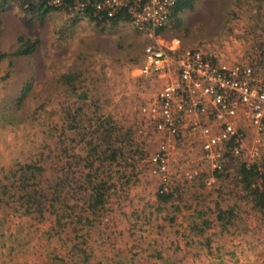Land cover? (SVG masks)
I'll return each mask as SVG.
<instances>
[{
    "label": "rangeland",
    "instance_id": "obj_1",
    "mask_svg": "<svg viewBox=\"0 0 264 264\" xmlns=\"http://www.w3.org/2000/svg\"><path fill=\"white\" fill-rule=\"evenodd\" d=\"M1 2L0 264H249L217 228L210 237L192 233L180 251L179 236L163 231L178 207L192 212L210 196L221 201L224 221L237 222L238 209L242 219L264 218L239 182L240 164L258 147L246 121L239 122L242 156L222 145L208 159L182 117L173 134L141 112L169 81L139 77L149 35L68 6L27 14L20 0ZM19 38L35 44L32 53L14 55ZM156 40L205 48L220 66L252 65L264 84V0H195L169 17ZM160 141L168 144V193L145 167ZM96 185L104 203L92 206ZM161 194L169 206L158 203ZM257 252L250 264H264V247Z\"/></svg>",
    "mask_w": 264,
    "mask_h": 264
},
{
    "label": "built area",
    "instance_id": "obj_2",
    "mask_svg": "<svg viewBox=\"0 0 264 264\" xmlns=\"http://www.w3.org/2000/svg\"><path fill=\"white\" fill-rule=\"evenodd\" d=\"M45 1L53 8L68 6L82 18L108 20L125 13L133 29L152 39L143 48L139 77L151 81L169 78L141 112L150 116L157 130L173 134L179 132L176 118L182 117L189 132L200 138V148L208 159L222 145L228 146L232 156H242L246 147L239 122L245 120L254 130L258 147L250 151L251 162L244 163L257 165L259 146L264 143V84L260 86L252 65L220 66L205 48H180L176 43L157 41L156 31L166 25L177 0ZM167 153L168 144L160 141L158 150L145 160V167L164 182L160 189L164 193L169 192ZM213 168L221 170L222 165L216 162Z\"/></svg>",
    "mask_w": 264,
    "mask_h": 264
},
{
    "label": "crops",
    "instance_id": "obj_3",
    "mask_svg": "<svg viewBox=\"0 0 264 264\" xmlns=\"http://www.w3.org/2000/svg\"><path fill=\"white\" fill-rule=\"evenodd\" d=\"M211 197L212 196H210V202L208 198L206 199V202L201 201V206H203L204 209H202V207L198 205L194 207L191 212L190 209L184 210L178 207L177 212L173 213V218H171L173 225L164 226L163 231L166 229V231H171L169 234L179 236L180 241H178L177 243L180 247L178 251H180L181 249H183L182 241L190 240L191 237L194 236L192 233H194L196 236L199 234H204L205 236L210 237L215 234V232L213 231L214 228H217L218 234L221 237H227L229 235L227 237L228 246H230L234 250L240 249V252H243V250H245L243 258L247 263L250 264L257 257H253L255 253H258L257 249H261L262 247H264V232L263 230H260V223H264V218H261L263 216H260L258 213H256L254 214V216H249V219H242V216L240 214L241 210L238 209L237 218H241L240 221H243L245 223L240 224L238 221L239 219H237V222H234L232 224V222L222 220L224 216L221 210V201L218 202L217 197ZM248 197V206H252V204L254 206L252 197ZM167 200L168 199H166L165 201L159 200L158 203H162V205L166 207L169 206ZM225 207L228 208V206ZM216 208L218 209V212H215L214 214L213 212L216 210ZM161 211H163L162 213H166L164 209H162ZM185 212L191 213L186 214ZM178 216H181V220L179 222H177ZM178 251H174L173 249V252L171 254L175 255ZM160 257L163 258L164 256L162 255ZM173 260L174 262H178L179 258L177 260ZM223 262L225 264H232L230 258H224Z\"/></svg>",
    "mask_w": 264,
    "mask_h": 264
},
{
    "label": "trees",
    "instance_id": "obj_4",
    "mask_svg": "<svg viewBox=\"0 0 264 264\" xmlns=\"http://www.w3.org/2000/svg\"><path fill=\"white\" fill-rule=\"evenodd\" d=\"M195 0H177L175 6L172 8L171 16L177 14L179 11L183 9L192 8ZM6 3V0H2L1 4ZM20 6L24 7V11L27 14H30L34 11L44 13L51 9L50 6L46 4L45 0H20ZM67 7V6H66ZM53 8V7H52ZM90 19L96 20L100 22L102 19H97L94 16H91ZM128 17L125 13H120L117 16L108 19L110 24L117 25L121 21H128ZM161 30V29H159ZM19 46L14 52V55L22 56L28 55L33 52L35 44H28L23 40V38H19L18 40ZM66 77V76H62ZM73 89V83H72ZM27 90H23L21 97L25 96V92ZM113 158L115 157L114 152L111 155ZM239 182L243 184L244 188L248 190V193L251 195L252 200L254 201V205L264 211V172H262L257 165L246 166L245 163L240 164L239 168ZM253 185V187H251ZM102 185L95 186V192H91L90 201L93 205H102L103 202V194L100 191ZM159 198L165 201L167 196L164 194L159 195Z\"/></svg>",
    "mask_w": 264,
    "mask_h": 264
}]
</instances>
